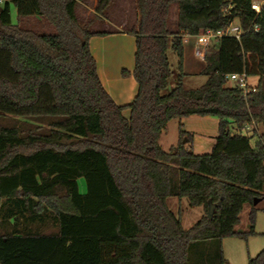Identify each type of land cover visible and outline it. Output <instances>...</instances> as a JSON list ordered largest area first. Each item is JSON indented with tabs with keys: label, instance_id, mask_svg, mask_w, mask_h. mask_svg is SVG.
Listing matches in <instances>:
<instances>
[{
	"label": "trees",
	"instance_id": "16d2710c",
	"mask_svg": "<svg viewBox=\"0 0 264 264\" xmlns=\"http://www.w3.org/2000/svg\"><path fill=\"white\" fill-rule=\"evenodd\" d=\"M12 1L19 20L41 16L56 32L14 24L10 2H0V117L44 124L26 134L0 124V224L12 227L0 233V264H192V248L212 239L218 264H228L223 240L258 234L255 199L264 198V134L245 133L246 124H264V0L260 13L254 0H137L139 21L130 32L138 92L125 105L99 77L90 39L105 32L82 23L83 0ZM111 2L98 0L96 17ZM235 20L246 32L213 43L202 69L207 81L187 89L184 36ZM169 49L180 74L165 92L173 73ZM243 72L258 77L247 97L228 84V75ZM190 115L219 119L212 151L194 153L182 123L178 143L162 148L168 123ZM170 196L202 206L204 215L185 229ZM246 204L250 229L239 231ZM196 255L195 264H207ZM247 264H264V249Z\"/></svg>",
	"mask_w": 264,
	"mask_h": 264
},
{
	"label": "rangeland",
	"instance_id": "374dc122",
	"mask_svg": "<svg viewBox=\"0 0 264 264\" xmlns=\"http://www.w3.org/2000/svg\"><path fill=\"white\" fill-rule=\"evenodd\" d=\"M9 1L12 13V21L14 24L19 22L20 26H27L29 28H33L38 32H46V33H55L56 28L48 24H41L33 20V22L26 23V19L22 18L19 20L17 11L15 9V5L12 0H0V2ZM120 0H113V4L109 11L114 14V11L117 10L118 4ZM84 9H80L79 14L81 19L88 20L91 16H84ZM120 13H123L122 9H120ZM169 19L170 26L174 27L175 20L172 19L170 16ZM32 17H29V19ZM97 29H103L102 26H94ZM174 29V28H173ZM194 44H195V37L192 35H186L184 37V85L187 89H195L202 86L207 81V76L202 74L200 71L205 66V61L199 60L194 54ZM213 45V44H212ZM168 56L172 68V76L170 78L169 87L165 92L171 90L177 83L178 75L180 74L179 70V57L178 55L172 50L169 49ZM249 80L252 83H256L257 79L255 77H250ZM229 85H233L232 82L228 81ZM0 124L4 126H16L18 127L24 134H26L29 130L35 128V126L43 125L42 123H37L36 121L25 119L18 116L13 115H5L0 117ZM256 131V139L264 134V124L260 122H253L250 124V129H245V133L251 134L253 131ZM255 138L252 139V143L255 142ZM264 141V138H263ZM161 145L164 149L169 150L171 145H176L178 143V119L172 120L168 123L167 128L161 138ZM80 185L81 192H86V183L84 178H80L78 180ZM168 205L170 209L176 213L180 214L182 225L185 229H189L192 227L203 215H204V208L202 206L192 207L189 205L187 198H179L176 196H170L167 199ZM255 206L259 209L256 218V231L258 232L257 235L250 236L247 240L236 238V237H229L223 240V250L224 256L228 262V264H247L249 257L256 256L261 250L264 249V198L258 200L255 203ZM251 209L250 204H246L244 206L243 211L240 215V223L236 226V229L239 231H248L250 229V219H249V212ZM50 228H52L53 224L49 223ZM11 225L8 223H1L0 224V233L6 232L11 230ZM45 228V231H51L52 229ZM217 240H208L199 242L196 244L192 250L191 254L193 256L192 264H195L197 259V255L199 254L200 257H204V260L207 261V264H218V260L216 258L217 255ZM201 257V258H202ZM199 262H202L199 259Z\"/></svg>",
	"mask_w": 264,
	"mask_h": 264
},
{
	"label": "crops",
	"instance_id": "0c3cea01",
	"mask_svg": "<svg viewBox=\"0 0 264 264\" xmlns=\"http://www.w3.org/2000/svg\"><path fill=\"white\" fill-rule=\"evenodd\" d=\"M97 1L83 0L79 2L77 12L80 19V9H84V16L93 15L88 20L81 19L82 23L86 24L92 21V30L105 32L104 35L93 36L90 39L91 52L97 62L99 77L105 89L117 104H129L134 100L138 92V83L133 74L135 67L136 37L130 32L139 21L137 0H120L114 14L109 11L113 4L112 0L105 14L99 18L96 17L95 12ZM120 9H122L123 13H120ZM178 14V4L175 3L171 6L169 15V19L172 16V19L174 18L175 20L174 27L170 26L168 19V24L172 31H176L177 29ZM33 20L41 24H48L46 19L41 16H35L30 19L28 17L26 23H31ZM96 25L102 26L103 29L94 28ZM200 72L202 73V70ZM255 78L258 82V77ZM180 123H182L185 131L193 134L194 153L206 154L212 151L219 134V119L217 117L190 115L183 117L181 120L178 119V139ZM164 132L160 137V142ZM162 148L164 147L162 146Z\"/></svg>",
	"mask_w": 264,
	"mask_h": 264
},
{
	"label": "built area",
	"instance_id": "2783aa9c",
	"mask_svg": "<svg viewBox=\"0 0 264 264\" xmlns=\"http://www.w3.org/2000/svg\"><path fill=\"white\" fill-rule=\"evenodd\" d=\"M262 4L263 1L254 0L252 8L257 13H260ZM245 32L246 30L237 20L231 22L227 27L218 30L207 29L204 33L195 36L194 54L199 60L205 61L208 50L213 43L222 37H235L240 39ZM249 78L250 76L245 72L228 75V81L232 82L234 86H237L242 91L243 97H247L248 94L255 92L257 89V83H252ZM245 129L249 130L250 124H246Z\"/></svg>",
	"mask_w": 264,
	"mask_h": 264
},
{
	"label": "water",
	"instance_id": "95a60500",
	"mask_svg": "<svg viewBox=\"0 0 264 264\" xmlns=\"http://www.w3.org/2000/svg\"><path fill=\"white\" fill-rule=\"evenodd\" d=\"M1 8H2V7L0 6V9H1ZM257 201H258V200L255 199V203H256ZM213 211H214V206L211 205V206H210V209H209L208 217H211V216H212Z\"/></svg>",
	"mask_w": 264,
	"mask_h": 264
}]
</instances>
